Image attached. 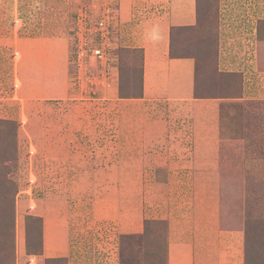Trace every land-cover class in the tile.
<instances>
[{
	"label": "rangeland",
	"instance_id": "obj_1",
	"mask_svg": "<svg viewBox=\"0 0 264 264\" xmlns=\"http://www.w3.org/2000/svg\"><path fill=\"white\" fill-rule=\"evenodd\" d=\"M194 3L169 34L204 107L144 98L118 0H0V264H165L200 202L264 264V0Z\"/></svg>",
	"mask_w": 264,
	"mask_h": 264
},
{
	"label": "crops",
	"instance_id": "obj_2",
	"mask_svg": "<svg viewBox=\"0 0 264 264\" xmlns=\"http://www.w3.org/2000/svg\"><path fill=\"white\" fill-rule=\"evenodd\" d=\"M149 1L118 0L116 10L120 25L118 44L129 43L131 48L142 52L144 98H160L169 105H209L207 100L192 98V60L169 56L170 29L194 24V0H156L162 3L160 16L149 15L147 20H142L139 5L144 2L149 5ZM126 26H130V33H123ZM200 204L196 205L193 214L182 215L185 217L183 220H177L176 216L168 218L165 264H243V253L237 239L230 232L217 230L216 216L213 220L208 219L206 213H210V210L204 207L199 209ZM118 234L117 238L120 236ZM225 234L231 237L226 235L224 240ZM46 244L40 259L49 258V250L52 251L48 248V242ZM54 252L59 258H69L71 246L60 245Z\"/></svg>",
	"mask_w": 264,
	"mask_h": 264
},
{
	"label": "built area",
	"instance_id": "obj_3",
	"mask_svg": "<svg viewBox=\"0 0 264 264\" xmlns=\"http://www.w3.org/2000/svg\"><path fill=\"white\" fill-rule=\"evenodd\" d=\"M105 17V16H104ZM109 20H110V18H103V19H101L99 22H98V24H99V26L100 27H102L103 28V30L106 32V34H108V31H109V33H110V28H111V24H109L110 26H108V23H106V22H109ZM105 46H108V44L106 43V42H103L102 44H101V47L100 48H102V49H98V48H94V53H95V55H97V56H100V57H103L104 55H106L105 53H104V50L106 51V47ZM32 262V261H31Z\"/></svg>",
	"mask_w": 264,
	"mask_h": 264
},
{
	"label": "trees",
	"instance_id": "obj_4",
	"mask_svg": "<svg viewBox=\"0 0 264 264\" xmlns=\"http://www.w3.org/2000/svg\"><path fill=\"white\" fill-rule=\"evenodd\" d=\"M173 28V27H172ZM187 28V27H186ZM171 30V29H170ZM142 54V52H141ZM169 56L170 58H176V59H182L183 57H178L176 55L173 54L172 52V43H171V37H170V45H169ZM141 58H142V62H143V56L141 55Z\"/></svg>",
	"mask_w": 264,
	"mask_h": 264
}]
</instances>
